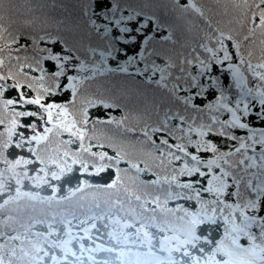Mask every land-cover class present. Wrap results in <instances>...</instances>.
<instances>
[{"label": "trees", "instance_id": "obj_1", "mask_svg": "<svg viewBox=\"0 0 264 264\" xmlns=\"http://www.w3.org/2000/svg\"><path fill=\"white\" fill-rule=\"evenodd\" d=\"M262 13L264 0H0V105L30 91L17 112L35 129L55 100L95 149L90 182L131 178L202 262L264 264ZM60 135L79 148L71 128ZM73 171L58 195L77 186Z\"/></svg>", "mask_w": 264, "mask_h": 264}, {"label": "snow or ice", "instance_id": "obj_2", "mask_svg": "<svg viewBox=\"0 0 264 264\" xmlns=\"http://www.w3.org/2000/svg\"><path fill=\"white\" fill-rule=\"evenodd\" d=\"M260 30L261 62L255 67L264 78V13ZM20 92H25L23 85ZM31 95L30 91L23 96L17 93L7 110L0 105V196H4L0 213H8L0 219V264H208L206 259L201 261L202 249L195 246L194 239L190 243L184 233L159 218L158 213L165 210L158 209L157 202L141 203L131 178L104 185L90 182L91 176L101 174L86 163L95 149L90 153L91 143L84 146L85 136L73 123L75 115L69 120L59 109L53 112L49 105L55 100L42 102L47 116L40 132L49 127L53 131L39 144V133L32 124L40 121L29 118L31 122H26L17 112L27 110L21 107L22 102L32 108ZM4 99H11L8 90ZM69 128L78 138V149L76 144L69 148L62 142L60 134ZM49 160L59 163L49 166ZM69 164L74 171L67 174H78V184L68 187L66 195H58L57 182L65 178ZM26 181L37 190L25 191ZM45 186L51 195H41ZM37 226L46 230H34ZM102 254L107 258L97 259ZM226 255L230 258L214 264H253L238 254Z\"/></svg>", "mask_w": 264, "mask_h": 264}, {"label": "rangeland", "instance_id": "obj_3", "mask_svg": "<svg viewBox=\"0 0 264 264\" xmlns=\"http://www.w3.org/2000/svg\"><path fill=\"white\" fill-rule=\"evenodd\" d=\"M138 43H139V41H138ZM233 73H234V72H233ZM238 75L240 76V73L238 74L237 69H235V78H237ZM241 76H242V75H241ZM242 78H243V77H242ZM57 109H59V110L61 111V113H62V109H61V108H53V112L55 113ZM35 130L37 131V133H39V137L43 135L42 132H40V128H35ZM41 134H42V135H41Z\"/></svg>", "mask_w": 264, "mask_h": 264}]
</instances>
